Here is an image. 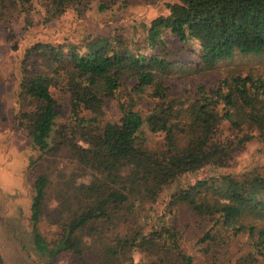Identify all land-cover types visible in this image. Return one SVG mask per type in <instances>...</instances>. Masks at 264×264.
<instances>
[{
	"label": "trees",
	"instance_id": "16d2710c",
	"mask_svg": "<svg viewBox=\"0 0 264 264\" xmlns=\"http://www.w3.org/2000/svg\"><path fill=\"white\" fill-rule=\"evenodd\" d=\"M120 1L124 6L123 0H0V26L15 16L28 22L33 11L43 23L69 11L79 16L92 5L112 13ZM164 6L167 12L146 26V44L154 49L166 47V39L175 40L188 59L133 53L106 36L79 43L36 41L24 50L15 116L39 155L23 171L36 168L39 159L66 152L90 173L72 191L77 207L72 210L76 201L71 198L62 202L70 215L54 221L60 231L50 241L37 229L50 178L34 175L29 219L38 255L43 254L46 264L62 252L72 253L75 263L82 264L88 255L101 257L89 252L84 238L93 225L115 228L136 203H154L164 187L203 168L208 176L180 187L171 195L172 203H183L197 218L210 221L201 242L221 246L227 231L245 234L253 249L238 260H264V164L262 173L220 172L253 137L264 142V77L242 71L226 77L209 74L217 63L236 55L264 56V0H174ZM122 79H133L131 92L146 94L153 106L142 114L133 99L120 101V118L104 120V103ZM172 80L192 81L195 94L183 91L185 99L169 95ZM54 90L68 98L66 120L59 115ZM155 134L160 140L149 147ZM219 224L225 232L216 234ZM177 235L164 223L143 234H119L102 256L110 253L114 258L124 251L131 260L134 250L177 247ZM175 252L182 264H192L191 256L178 247Z\"/></svg>",
	"mask_w": 264,
	"mask_h": 264
},
{
	"label": "rangeland",
	"instance_id": "374dc122",
	"mask_svg": "<svg viewBox=\"0 0 264 264\" xmlns=\"http://www.w3.org/2000/svg\"><path fill=\"white\" fill-rule=\"evenodd\" d=\"M123 1L125 5L120 1L112 13L99 12L92 5L79 16L76 12L69 11L60 18L43 23L41 14L33 11L28 22L22 16H15L16 18H8V21L2 22L0 26V264H46L41 256L43 254L38 255L29 219V203L35 173H46L50 178L45 197V211L37 227L46 241L54 240L60 231L59 225L54 221H63L70 215V211L62 202L67 203L68 198L76 201V196L72 195L74 186L87 182L90 174L89 171L83 172L66 152L42 160L37 159L36 168L23 171L29 159H36L39 155L31 146L25 130L18 127L15 116L16 92L21 76L19 65L24 50L36 41L79 43L88 37L106 36L115 42L116 46L126 47L133 53L165 54L173 60H185L190 57L175 40L166 39V47L154 49L147 46L145 41L149 21L167 12L165 1L174 0ZM236 71L260 73L264 77V56L236 55L232 59L217 63L209 74L226 77ZM171 83L169 95L185 99L187 94H181L183 91L189 90L191 94H195L192 81L184 83L172 80ZM134 86L133 79H122L116 94L104 103V120L117 121L120 118V101L128 104L133 99L136 102L135 108L142 114L152 108L153 100L149 96L131 92L130 89ZM62 93L60 90H54L59 115L66 120L70 105L67 96ZM159 140L160 137L156 134L152 135L147 145L151 147ZM263 164L264 142L255 136L242 150L235 153L231 164L221 168L220 172L236 175L243 171L262 173ZM208 173L207 168H203L184 174L164 187L154 203H136L128 219L115 222V228L105 230L102 224L93 225L88 236L84 238L88 241L89 252L98 253L96 255L101 257L88 255L84 264H182L175 252L177 247L192 257V264H240L242 260H238V257L253 249L245 234H232L227 231L225 243L221 246L201 242L199 238L210 226V221L197 218L185 204H174L171 201V195L176 190L194 184L208 176ZM76 207L77 201L73 209L71 205L69 208L74 210ZM163 223L178 234L177 247L166 246L158 250L146 248L144 252L134 250L131 260L128 258V252L124 251L118 252L114 258L110 253L102 256L106 252L105 247L115 243L117 237H120L119 234L129 237L138 232L143 234ZM220 230L225 232L219 224L215 227V233ZM50 264L82 263H75L72 253L62 252ZM242 264L251 263L243 261ZM256 264H264V260L260 259Z\"/></svg>",
	"mask_w": 264,
	"mask_h": 264
}]
</instances>
